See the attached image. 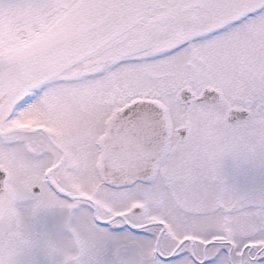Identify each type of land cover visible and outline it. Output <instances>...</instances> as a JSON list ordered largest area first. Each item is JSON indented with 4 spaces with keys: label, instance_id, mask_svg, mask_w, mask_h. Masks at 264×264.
<instances>
[{
    "label": "snow or ice",
    "instance_id": "obj_1",
    "mask_svg": "<svg viewBox=\"0 0 264 264\" xmlns=\"http://www.w3.org/2000/svg\"><path fill=\"white\" fill-rule=\"evenodd\" d=\"M41 256L264 264V0H0V264Z\"/></svg>",
    "mask_w": 264,
    "mask_h": 264
},
{
    "label": "rangeland",
    "instance_id": "obj_2",
    "mask_svg": "<svg viewBox=\"0 0 264 264\" xmlns=\"http://www.w3.org/2000/svg\"><path fill=\"white\" fill-rule=\"evenodd\" d=\"M22 119L32 121L35 123V118L32 116H26ZM34 231L38 236L49 239L53 242H61L60 234V220L59 216L54 212L44 211L35 219L33 224ZM43 264V257H40Z\"/></svg>",
    "mask_w": 264,
    "mask_h": 264
},
{
    "label": "flooded vegetation",
    "instance_id": "obj_3",
    "mask_svg": "<svg viewBox=\"0 0 264 264\" xmlns=\"http://www.w3.org/2000/svg\"><path fill=\"white\" fill-rule=\"evenodd\" d=\"M33 124H34V122L27 121V120H24L22 118L16 122V126H18V127H27V126H30Z\"/></svg>",
    "mask_w": 264,
    "mask_h": 264
}]
</instances>
